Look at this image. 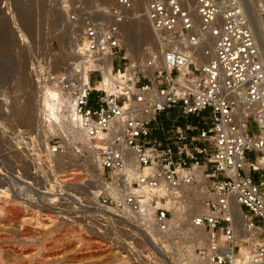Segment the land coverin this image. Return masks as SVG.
<instances>
[{
  "label": "built area",
  "instance_id": "built-area-1",
  "mask_svg": "<svg viewBox=\"0 0 264 264\" xmlns=\"http://www.w3.org/2000/svg\"><path fill=\"white\" fill-rule=\"evenodd\" d=\"M49 3L67 59L55 68V54L36 55L32 68L70 100L86 148L63 132L34 135L33 200L47 204L43 194L61 179L54 167L70 149L99 173L81 174L89 186L79 191L63 183L74 198L48 204L106 251L134 264H177L167 235L187 226L203 232L194 253L207 264H264V55L245 0H143L139 13L133 0ZM140 17L155 44L130 59L123 27ZM170 109L177 114L167 124L159 117Z\"/></svg>",
  "mask_w": 264,
  "mask_h": 264
},
{
  "label": "rangeland",
  "instance_id": "rangeland-1",
  "mask_svg": "<svg viewBox=\"0 0 264 264\" xmlns=\"http://www.w3.org/2000/svg\"><path fill=\"white\" fill-rule=\"evenodd\" d=\"M145 20L140 19L139 22L148 24L147 26L150 27L149 22ZM15 24L19 27V31ZM19 33L28 41V47L20 43ZM62 35L65 36L66 43L67 34L61 29L58 15L49 0H0V168L4 167L6 169L3 168L4 171L11 174L10 179H13L9 180L11 187L4 185L5 188L9 186L12 193L8 192V196L0 194V262H3L2 264H115L122 257L123 264H134L124 254L103 249L99 239L94 235H89V232L80 225L69 223L61 212L63 207L58 206L48 210V208L36 205L32 200L35 197L33 190L37 189L30 171L33 170L30 166H34L35 163L31 156L35 145L34 135L46 139L50 135H59L63 132L70 142L77 141L83 147L86 145L85 140L77 137L78 133L73 130L65 126L61 128L58 123L55 124L56 128L46 127V122L37 117L40 113L37 100L42 92L39 88L43 87L46 82H43L35 73L32 62L36 55L45 56L53 53L56 55V63H53V67H62L67 59L63 52L64 42L60 41ZM151 35L147 34L145 40L140 42V46L133 47L132 51L127 45L123 47L126 53L128 50V58L145 57L147 55L146 46H149L148 43L154 39ZM176 114L177 109H170L159 118L168 124ZM182 120L185 119L182 118ZM189 121L196 123L199 118L191 116ZM245 157L247 161H252L255 153L247 152ZM59 158L60 162L55 165L54 170L56 173H61L59 175L61 179L57 181V184L53 183L54 185L61 184V180H68L69 183L78 186L74 190L79 191L82 187L89 186L81 174L85 171L91 174L97 173V166L91 157L67 149L66 153ZM17 169L22 175L16 177ZM252 175L256 178L258 173L253 172ZM16 188L20 192L16 191ZM50 188L52 189V186ZM63 189L65 192L72 193L66 188ZM10 194L14 195V198ZM195 194L201 196L200 192L193 190V196ZM28 195L31 196L30 199L27 198ZM10 199L17 203H13ZM17 209L21 217L35 215V219L31 224L21 227L15 222L19 219V216L16 217ZM41 223L46 226L44 227ZM174 235L168 239V248L174 250V257H178L179 245L187 246L191 245V242ZM195 247L197 246L192 245L191 249L194 250Z\"/></svg>",
  "mask_w": 264,
  "mask_h": 264
},
{
  "label": "bare ground",
  "instance_id": "bare-ground-1",
  "mask_svg": "<svg viewBox=\"0 0 264 264\" xmlns=\"http://www.w3.org/2000/svg\"><path fill=\"white\" fill-rule=\"evenodd\" d=\"M133 2H134V6H135V11H136L135 13L141 12L142 11V8H143V0H141L140 2L138 0H133ZM245 3H247L244 6H246V9L248 11V15H249V18H250L251 27L253 28L254 33L256 34V37L258 38V43L260 45V49H261V51H262V53L264 55V20H263V17H262V10L264 9V0H245ZM140 19H144V18H142V17H140V18H134V19L130 20L129 22H127L124 25V27H123L124 42H125V45H127L128 49L131 50V51H132L133 47L135 48V46L139 45L140 42H143L145 40V38L147 37V34H149V35L152 34L151 36L154 37V34L152 32V29H150L151 27H148L147 26L148 24H146V25L145 24H141L139 22ZM145 21L147 22V20H145ZM148 30H150L149 33H148ZM64 40H65V36H63V35L60 36V41H62V43L65 42ZM152 42L154 43L155 40L153 39V41H151L149 43L146 42V43L153 44ZM136 48H138V47H136ZM66 50L68 51V49H65V48L63 49L64 52ZM128 55L129 54H128V50H127L126 56L128 57ZM110 68H111V64L109 63L108 64V69L110 70ZM52 87H54V88H52ZM39 89L42 92H41V94H40V96L38 97V100H37L38 101V106H39L38 109H39V112H40L39 113V116H37V117H39L41 119V121L43 120L44 122L48 123V124L45 123V126L52 128V127H55V124L56 123H58V124H60L61 128H63V126H65V127H67V129L73 130L75 133H78V136L77 137H81V138L84 139L83 135L81 134V131L79 130L78 121L76 120V117L73 114L71 102H70V100L68 98H66V96L62 93V91L58 87L56 88L55 86H50L48 82L45 83L44 86L41 87V88H39ZM68 132H71V131H68ZM77 137H75V138H77ZM72 138H74V137H72ZM3 168H0V194H2V195L5 194V195L8 196V192L9 193H12V192H10V189L11 188H8L9 187L8 186L7 187L8 189H7V188L4 187V185L5 186L6 185H10V181L9 180H11L10 179V177H11L10 175L11 174H8L6 171H4L5 168L4 169ZM97 170H98V172H97V174H98L99 173V168H97ZM20 175H22V173H21L20 170L17 169L16 170V177L17 176H20ZM74 179H76V178H74ZM65 182L66 183H69L68 180H64V181L61 180V184H58L57 187H56L57 188L56 189L57 191H53L54 189H51L50 187H48L47 192L45 194H43V197H42L43 200H48L47 204H40L39 201L38 202H35L33 200L36 197L35 195H34L35 197H33L32 200L34 201V203H36V205H38L40 207H44L45 209L48 208V210L50 208L53 209L54 205H49L48 203H53V201L55 199L62 198L64 196V194H66V195H69L70 194L71 197L72 196H75V194H73V193H69L67 191L66 192L64 191L63 188H65V184H63V183H65ZM29 184H31V183H29ZM12 185H13V183H12ZM17 186H18V183H17ZM10 187H11V185H10ZM12 189H13V187H12ZM30 190H32V189H30ZM16 191H19L20 192V190H18L17 188H16ZM26 191H28V190H26ZM33 191H34L33 194H36L37 189L35 188V190H33ZM195 191L200 192L201 193V196H198V195L195 194L192 197V200L190 202V208H191L192 211L198 212V211L201 210L200 199H201L203 193H202V190H199V189L198 190H195ZM22 192H23V190H22ZM22 192L20 193V195L22 194ZM29 192H31V191H29ZM17 196H18V194L16 195V197ZM20 197H22V196H20ZM20 197H19V199H20ZM30 197L31 196L28 195L27 198L30 199ZM72 198H74V197H72ZM12 199H10V200H12ZM1 201L3 202L4 199L1 200ZM12 202H13V200H12ZM15 203H17V201ZM64 209L65 208H63V210ZM63 210L61 212L63 213V217L67 220L66 216L64 215ZM26 215H28V214H26ZM18 216H19V219L17 221H15V222L16 223H19V225L21 227L22 226H25V225H27L29 223L31 224V222L35 219L34 218L35 215H33V216H29L28 215L29 217H23V216L21 217L20 216V213H19V210H18V212H16V217L18 218ZM15 218H13V219H15ZM52 220L53 219H51V221ZM51 221H49V222H51ZM36 224H37V222H36ZM39 225H40V223H39ZM42 225H44V227L46 226V224H42ZM174 234L178 235L182 239H188L191 242V245H187V246H185L183 244L181 246L179 245V247H178L179 255H178V257H173V260L177 264H207V262L205 260L199 258L194 253V250L191 249V246L192 245L193 246H202L203 245V243H204V234H203L202 231L197 230V229H194V228H191V227H185V228L181 227L178 230L177 229H173L172 232L167 235L166 247H168V245H169L168 239L170 238L171 235H174ZM174 237H175V235H174ZM174 241H175V238H174L173 242ZM103 249H105V248H103ZM123 261H124V259L121 257V259L118 260L115 264H123L124 263ZM2 263L0 262V264H2ZM36 264H38V263H36ZM41 264H45V263H41Z\"/></svg>",
  "mask_w": 264,
  "mask_h": 264
}]
</instances>
